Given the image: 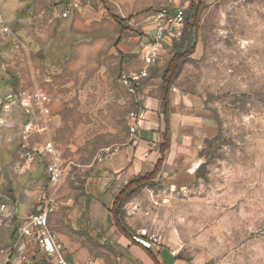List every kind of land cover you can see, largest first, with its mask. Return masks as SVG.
<instances>
[{"label": "crops", "instance_id": "0c3cea01", "mask_svg": "<svg viewBox=\"0 0 264 264\" xmlns=\"http://www.w3.org/2000/svg\"><path fill=\"white\" fill-rule=\"evenodd\" d=\"M70 1L2 0L3 16L13 32L0 33V94L22 89L45 91L49 119L45 122L38 113L33 116L47 127L22 141L19 132L27 116L16 107L0 110V174L4 170L10 174L9 179L13 178V182L7 183L10 192L7 195L3 190L5 181L0 176V199L13 210L10 222L0 214V248H3L0 264H21L22 254H34L33 243L18 236L16 224L46 207L42 184L48 187L56 183L49 181L45 170L50 156L38 154L28 168L22 164L25 147L40 150L47 141L61 152L63 173L73 164L92 182L84 186L82 195L64 198L48 215L50 227L74 264H85L89 258L94 264H103V256L94 253L96 249L110 247L121 249L135 264H155V261L193 264L152 242L145 247L135 241L134 236L139 233L135 232L130 212H126L124 221L131 230V238L119 232L109 214L115 194L131 178L153 172L161 156L165 122L160 84L167 63L165 49L160 51L148 77L136 87L134 94H129L118 80L122 72L142 68L154 26L152 14L131 18L127 22L131 26L127 28L113 16L107 1L73 8L62 16ZM6 5L14 10L9 17L12 22L4 12ZM133 25L142 32L135 33ZM106 99L126 109L129 105L127 113L133 112V102L136 103V109L142 110L137 134L132 140L128 128L116 132L107 123L104 129L102 121L96 122L100 127L94 135L106 137L107 143L88 162H83L78 147L84 139L85 120L67 113L102 107ZM202 107L199 98L181 93L175 83L171 86L169 148L156 178L179 173L190 164L202 140L217 135L216 124L209 121ZM130 122L127 116V127Z\"/></svg>", "mask_w": 264, "mask_h": 264}, {"label": "rangeland", "instance_id": "374dc122", "mask_svg": "<svg viewBox=\"0 0 264 264\" xmlns=\"http://www.w3.org/2000/svg\"><path fill=\"white\" fill-rule=\"evenodd\" d=\"M106 1L120 24L130 28L131 18L163 6H181L187 18L192 0ZM194 2L201 5L194 52L182 62L174 83L181 93L202 101L218 133L202 140L179 173L155 177L129 199L123 206L125 216L128 211L134 218L135 232L146 230L152 243L183 261L264 264V0ZM13 11L5 6L9 22ZM137 27L132 26L135 33L141 31ZM165 52L168 60L172 50L166 46ZM129 109L106 99L102 107L68 111V116L85 120L78 147L83 162L107 143L106 137L94 135L100 127L96 122L121 132L128 128ZM135 109L133 102L131 110ZM22 165L28 168L25 161ZM75 168L70 164L55 185L42 184L41 192L53 210L64 198L82 195L84 186L92 183ZM0 176L9 195L7 183L13 178L4 170ZM115 249L119 257L107 249H96L94 255H102L103 264H134Z\"/></svg>", "mask_w": 264, "mask_h": 264}, {"label": "built area", "instance_id": "2783aa9c", "mask_svg": "<svg viewBox=\"0 0 264 264\" xmlns=\"http://www.w3.org/2000/svg\"><path fill=\"white\" fill-rule=\"evenodd\" d=\"M106 0H71L62 16H66L71 9L90 5L92 2H101ZM2 0H0V33L11 34L13 32L11 25L6 21L1 9ZM185 9L181 6L160 7L152 13L153 30L148 43V48L143 55V66L138 70L122 72L119 75L120 83L132 94L141 81L148 77L149 68L154 64L160 55V51L166 46L179 40L185 28ZM48 95L41 89L35 90H15L5 94H0V110L19 108L27 118L22 122L19 137L26 141L28 137L37 132L44 131L46 124H41L33 119V116L40 114L44 121L49 119V109L47 107ZM131 122L128 125L129 135L132 140L135 139L142 119V110L137 108L130 113ZM38 154L50 156L45 166L48 179L52 183H57L62 176L61 152L47 141L40 150H31L25 147L24 159L27 167H30ZM1 197V190H0ZM52 205L47 202L46 207L40 211L30 213L20 219L16 224V233L20 238L30 240L34 245L33 255L20 256L21 264H74L68 258L64 248L60 245L56 232L50 227L48 215L52 211ZM0 214L10 222L13 220V210L7 203L0 199ZM152 237L147 236L146 230H141L139 236H134V240L142 246H150ZM3 248H0V254ZM85 264H94L92 258H89Z\"/></svg>", "mask_w": 264, "mask_h": 264}, {"label": "trees", "instance_id": "16d2710c", "mask_svg": "<svg viewBox=\"0 0 264 264\" xmlns=\"http://www.w3.org/2000/svg\"><path fill=\"white\" fill-rule=\"evenodd\" d=\"M194 3V0H192L189 8V15L187 18L185 15V28L182 37L179 40L174 41L173 43L168 45V47L172 50V54L167 60V63L161 73L160 89L161 98L164 103L163 120L165 122V131L164 142L161 144L160 148L161 156L158 160L157 166L151 173L139 174L131 178L128 183L115 194L113 205L109 209V214L114 225L121 234L128 238H131L132 234L131 230L124 221L125 212L123 206L142 188L150 186V181L156 177L161 162L164 159L165 151L169 148V91L181 69L182 62L185 61L194 52L198 29V16L201 9L200 4ZM107 249L117 254L115 248L110 247ZM155 264L159 263L155 261Z\"/></svg>", "mask_w": 264, "mask_h": 264}]
</instances>
